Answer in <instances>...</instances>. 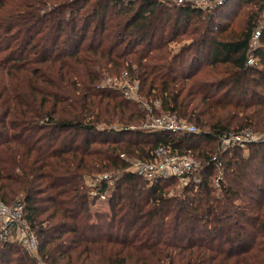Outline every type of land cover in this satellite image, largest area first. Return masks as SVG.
<instances>
[{
	"label": "trees",
	"instance_id": "1",
	"mask_svg": "<svg viewBox=\"0 0 264 264\" xmlns=\"http://www.w3.org/2000/svg\"><path fill=\"white\" fill-rule=\"evenodd\" d=\"M263 11L264 0L219 11L191 0H0V201L23 203L43 264H264V34L257 64L246 63ZM123 72L151 114L199 133L142 129L147 110L103 85ZM240 130L263 141L219 149ZM159 146L190 152L201 180L175 194L176 177L148 185L130 170ZM99 174L112 180L97 190L104 206L86 184ZM0 264L39 262L0 243Z\"/></svg>",
	"mask_w": 264,
	"mask_h": 264
},
{
	"label": "built area",
	"instance_id": "2",
	"mask_svg": "<svg viewBox=\"0 0 264 264\" xmlns=\"http://www.w3.org/2000/svg\"><path fill=\"white\" fill-rule=\"evenodd\" d=\"M225 0H191L193 7L200 9L212 8L209 2H215L221 4ZM264 34V11L262 12L261 19L257 26L251 33L249 40V55L247 58V65H256L257 60L254 52L259 47L261 36ZM128 84V83H127ZM103 85L110 87L121 88L124 95L127 98L134 99L132 94L134 93L130 85L122 83L121 81L110 82L107 81ZM157 107L158 103L154 102ZM149 114L146 121L141 125V128L147 131H166L170 133H195L198 134V128L191 122L177 117L175 114L163 113L160 115L151 114V109L148 108ZM263 141L258 135L254 134L250 130H240L238 132H231L223 134L219 138V149L225 151L231 147H238L247 150L249 143ZM150 158L140 159L134 158L130 161V170L140 177L148 185L160 179H166L170 177H176L178 183L181 185L186 184L189 181L198 183L200 181L197 175L199 174L200 163L190 154L186 152L183 154L173 153L166 147L159 146L150 152ZM213 161L220 168L221 161L217 155L213 156ZM102 180H106L108 185L112 184L111 178L108 175H96L94 177H88L86 184L89 187V195L91 197L97 195L99 200H104L107 197V193L97 192L98 187ZM23 206L19 202H14L11 206L5 205L0 201V241H4L13 233L16 240L21 242L28 250L35 252L36 236L34 231H31V227L27 221L26 215H24ZM32 248V249H31ZM36 254V252H35Z\"/></svg>",
	"mask_w": 264,
	"mask_h": 264
},
{
	"label": "rangeland",
	"instance_id": "3",
	"mask_svg": "<svg viewBox=\"0 0 264 264\" xmlns=\"http://www.w3.org/2000/svg\"><path fill=\"white\" fill-rule=\"evenodd\" d=\"M225 2V1H224ZM224 2H222L221 4H216L215 2H209L210 3V5H212V8H215V11H219V9H221V7H223V5H224ZM255 4H253L252 5V8L253 9H255V10H257V5H255ZM208 9H211V8H208ZM128 75H127V73L126 72H123L122 74H120V75H113V76H108V77H105V78H103V80H102V82L103 83H106L107 81H110V82H114V81H121L122 83H124V84H126L127 86H129L130 85V88H131V90L134 92L133 94H132V97H134V99L135 100H137L138 102H139V104L143 107V108H145V110H147V112H146V117L148 116V112H149V110H148V108H150V106H149V104L147 103V101L144 99V98H142L140 95H139V88H138V83H137V81H135V80H130L129 79V77H127ZM128 83V84H127ZM113 87V86H112ZM114 88H118V87H114ZM124 93V92H123ZM155 103L157 102L158 103V106H159V101L158 100H155L154 101ZM153 102V103H154ZM157 106V107H158ZM151 109V108H150ZM160 115V114H159ZM246 152V151H245ZM195 158V157H194ZM199 162V161H198ZM221 171V170H220ZM222 172V171H221ZM221 172H219V177H215L214 179H213V183H214V185H215V187H218L219 186V183H220V178L222 177V174H221ZM197 177L199 178V174L197 175ZM201 180V179H200ZM183 186L184 185H181L180 183H178V185L176 186V188L172 191V193H175V194H178L180 191H181V189L183 188ZM109 194H107V196H108ZM91 197V196H90ZM21 199V195H19V200ZM99 200V199H98ZM107 200V197L104 199V200H99V201H101V203H97L98 205H102V206H104L105 204V201ZM20 204H22V206H23V203H21L20 201H18ZM12 204H14V202L13 203H9V204H7V203H5V205H8V206H11ZM97 207H99V206H97ZM23 208H24V206H23ZM23 211H24V215H26V212H25V209H23ZM31 231H34L32 228H31ZM13 233H11V235H9V237H7V239L6 240H4V241H0V243H15V244H18L19 246H21L23 249H24V251L29 255V256H31V257H34V258H36L37 259V261L39 262V264H43V262L41 261V258H40V256H39V251H38V243H37V236H36V234H35V232H34V234H35V236H36V244H37V247H36V250H35V252H36V254H35V252H33L32 250H28L21 242H19L18 240H16V238H15V236L14 235H12Z\"/></svg>",
	"mask_w": 264,
	"mask_h": 264
}]
</instances>
